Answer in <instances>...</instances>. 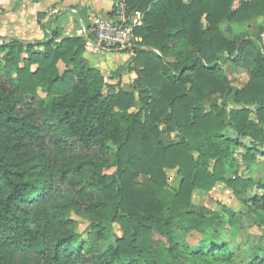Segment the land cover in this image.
Instances as JSON below:
<instances>
[{"label": "trees", "instance_id": "obj_1", "mask_svg": "<svg viewBox=\"0 0 264 264\" xmlns=\"http://www.w3.org/2000/svg\"><path fill=\"white\" fill-rule=\"evenodd\" d=\"M120 1L141 15L138 40L99 51L126 54L110 79L134 75L128 90L85 62L81 37L0 38V264H233L220 235L234 213L192 200L216 184L242 202L262 191L248 207L264 226V181L249 177L264 158V24L244 36L230 28L264 22V0ZM225 63L247 72L244 87ZM72 215L87 220L85 238Z\"/></svg>", "mask_w": 264, "mask_h": 264}, {"label": "rangeland", "instance_id": "obj_2", "mask_svg": "<svg viewBox=\"0 0 264 264\" xmlns=\"http://www.w3.org/2000/svg\"><path fill=\"white\" fill-rule=\"evenodd\" d=\"M238 6V2L235 3L234 7ZM93 16L90 17V19ZM264 22L260 19L251 20L249 22H243L240 24H232L231 30L233 34L239 36L251 35L258 26L263 25ZM227 25H224L222 31H225ZM103 54L102 52H100ZM109 54V53H104ZM116 55L122 57L120 61L116 62ZM112 58V66L103 67L100 72L103 74L105 80L109 84H113L116 90L119 88L122 90H128L130 84L133 82L135 76L129 74L127 71L120 73V76L110 79V74L118 69L122 68L124 64L127 63L128 57H124L126 54L115 53ZM111 55V54H109ZM108 58V59H109ZM115 61V62H114ZM116 63V64H115ZM60 72L63 70L61 64L58 65ZM226 70V76L228 77L230 84L234 88H242L246 85L249 77L245 70L234 67L229 63L224 64ZM113 69V70H112ZM228 99V104L233 107L232 101ZM207 108V107H206ZM225 136L229 138H234V133L227 130L224 133ZM246 143V141H243ZM236 170L238 173L243 171V164L241 162L244 150L242 148L236 149ZM211 170V167H210ZM112 170L104 171L105 174H110ZM175 170H166L167 185L169 189L175 188L178 184L179 178ZM230 176V175H229ZM249 177L254 183H258L260 180L264 181V158L259 156L254 162L250 163ZM262 195V191L256 189V187L248 190L241 197L244 202L237 200L232 192L227 189L222 184H216L215 187L208 193L204 194L202 192H194L192 195L193 204L195 207L206 208L208 210L218 212V214H223L225 210L233 212L236 218V223L233 226H226L225 230L220 235V240L224 243L228 250L234 253L233 264H249L254 258L264 257V226H258L254 215L250 212L248 206H252L253 198H257ZM225 208V209H224ZM72 219L77 223V233L81 234L82 238H85V233L88 229V222L85 218L77 217L72 215ZM117 227H112L108 229L105 233L106 237L109 239V243L113 242L116 238L120 236L117 231ZM199 237L195 234L188 237L187 241L192 246L198 243ZM100 246L104 248L107 246V242H101Z\"/></svg>", "mask_w": 264, "mask_h": 264}, {"label": "crops", "instance_id": "obj_3", "mask_svg": "<svg viewBox=\"0 0 264 264\" xmlns=\"http://www.w3.org/2000/svg\"><path fill=\"white\" fill-rule=\"evenodd\" d=\"M114 2V0H0V38L41 41L45 37V29L57 30L61 37L76 36L75 31L82 24H88L91 16L110 17ZM113 55L101 54L95 47L86 48L84 58L90 67L100 70L112 66V58L109 56ZM114 57L117 62L123 56L115 54Z\"/></svg>", "mask_w": 264, "mask_h": 264}, {"label": "built area", "instance_id": "obj_4", "mask_svg": "<svg viewBox=\"0 0 264 264\" xmlns=\"http://www.w3.org/2000/svg\"><path fill=\"white\" fill-rule=\"evenodd\" d=\"M111 14L110 17L93 16L88 24H82L75 31L76 36L85 40L87 49H127L138 40L134 29L142 24L139 13L127 16L123 3L117 0Z\"/></svg>", "mask_w": 264, "mask_h": 264}]
</instances>
